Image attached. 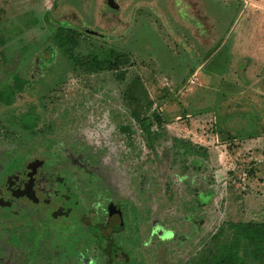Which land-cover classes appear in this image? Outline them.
<instances>
[{"label": "rangeland", "instance_id": "1", "mask_svg": "<svg viewBox=\"0 0 264 264\" xmlns=\"http://www.w3.org/2000/svg\"><path fill=\"white\" fill-rule=\"evenodd\" d=\"M207 1H197L204 12ZM112 2L116 10L106 12V17L104 0H0V36L13 39L9 46L0 44V82L5 80L1 73L4 54L17 50L18 31L32 21L20 38L28 45L27 54L33 52L18 71L32 76L34 84L15 107L24 108L27 100L38 99L45 127L49 125L54 136L70 139L78 135L86 150L107 156L113 166L107 163L105 170L113 172L116 168V191L119 196L132 198L137 214L145 206V199L142 190H134L136 179L141 172L153 179L145 189L153 200L148 206L147 223L133 237L148 239L147 251L141 245L129 247L133 248L134 264H192L211 255L229 238L228 223L264 222V142L246 146L235 139L255 136L264 140V111H250L240 118H234L238 113L226 115L230 119L222 123L220 117L215 120L210 109L206 110L209 97L222 96L223 92L216 93L220 91L219 79L234 75L222 71V56L228 45L212 54L229 23L227 17L213 39L199 40L198 44L189 33L183 40H173L169 30L152 15L151 0ZM235 2L232 0L231 5ZM209 9L216 13L220 7ZM234 10L229 9L230 19ZM65 22L84 29L74 49L80 58L110 49L126 53L127 63L110 71L84 73L72 70L67 60L57 55L56 65H50L52 57L42 58L46 55L40 44L52 28ZM196 65H200L198 73L189 75ZM119 75L121 80L116 79ZM192 75L194 84L188 83ZM209 82L215 86L210 91L206 89ZM139 84L146 96L140 93L142 101L137 104L134 98L139 94ZM145 99L151 102L150 109ZM196 102L195 106H202L205 113L196 112ZM133 110L140 111L142 117L154 110L161 124L144 133L132 118ZM228 122L227 136L221 134L220 127L225 128ZM3 131L0 128V149L8 153L14 139ZM163 155L169 169L160 177ZM6 163L0 160V177L3 169L11 168V163ZM198 199L203 201L200 208ZM19 211L22 216L32 215L25 208ZM154 221L162 228L174 229L175 236H151ZM36 222L39 229L40 222Z\"/></svg>", "mask_w": 264, "mask_h": 264}, {"label": "flooded vegetation", "instance_id": "2", "mask_svg": "<svg viewBox=\"0 0 264 264\" xmlns=\"http://www.w3.org/2000/svg\"><path fill=\"white\" fill-rule=\"evenodd\" d=\"M112 1L104 0L106 17L116 10ZM74 27L83 33L81 25ZM41 131L48 135L17 137L15 128L11 151L0 149V160L11 163L0 177V264L135 262L129 247L141 245L147 251L148 239L133 237L147 223L153 200L145 189L153 179L145 172L136 179L134 190H142L145 199L137 214L132 198L116 191V168L105 170L107 163L113 166L107 156L86 150L78 135L59 138L51 127H41ZM162 157L160 177L169 169V161ZM19 208L31 210L32 215L22 216ZM150 231L162 239L175 236L174 229L162 228L157 221Z\"/></svg>", "mask_w": 264, "mask_h": 264}, {"label": "crops", "instance_id": "3", "mask_svg": "<svg viewBox=\"0 0 264 264\" xmlns=\"http://www.w3.org/2000/svg\"><path fill=\"white\" fill-rule=\"evenodd\" d=\"M197 1L151 0V3H154L149 6L153 10L152 15L157 16L158 21L169 30L168 34L175 41L179 38L183 40L187 33L195 37L198 44L199 40L213 39L217 35L216 30L219 28L220 22L227 17L229 23H227L224 34L219 36L220 43L213 48L212 54H215L220 46L228 45V50L222 56L224 66L222 71H232L234 75L233 78L230 76L227 80L224 76L219 79L220 91L216 90V93L223 92L222 96L209 97L206 100V102L208 101L206 110L210 109L208 112L213 115L215 120L220 117L222 123L231 114L238 113L234 118H240L241 114L250 111H264V105L262 106L264 103V0H235V5H231L232 0H209L210 2L207 1L208 6L205 4L206 12L199 7ZM213 6H218L220 9L214 13L209 9ZM233 7L235 10L230 19L228 12ZM151 13H148L150 21L152 20ZM192 68L193 72L190 75L193 73L196 75L200 65ZM213 87L215 88L210 82L206 85L208 91ZM195 108L198 114L205 113L201 109L202 106H195ZM218 113H220L219 116ZM262 123L264 124V120ZM246 124L247 122H244L243 125ZM224 125L226 127H220V132L228 136L226 130H229L227 128L229 122ZM235 139L246 146L251 143L261 144L264 142L263 138H255V136L244 137L242 140Z\"/></svg>", "mask_w": 264, "mask_h": 264}, {"label": "trees", "instance_id": "4", "mask_svg": "<svg viewBox=\"0 0 264 264\" xmlns=\"http://www.w3.org/2000/svg\"><path fill=\"white\" fill-rule=\"evenodd\" d=\"M49 15L46 14L45 16ZM32 25L33 22L28 21L23 25V30L24 28L26 30L30 29ZM15 29V27L11 28V32L15 31ZM23 30L20 29L17 34L16 41L19 44L17 45V50L5 53L1 62V73L4 75L5 80L4 82H0V118L4 119V121L0 120V128L4 129L3 133L7 137L15 135V130H11L14 128L17 129V137L19 135L29 137V135L37 133H42L41 136L45 137L50 130L45 131L46 133L41 131V127H45L46 122L43 119V111L38 104V99L31 98L27 100L24 108H19L17 105L15 107L16 101L21 100L25 91L30 89L34 84L32 76H24L18 71L33 52L31 51L30 54H27L28 45L23 44L20 38ZM80 34L76 27L66 23L52 28L48 37L40 44L42 53L46 55L42 58L52 57L53 63L49 64L54 66L56 65V56L60 55L67 60L72 70H80L84 73L110 71L114 67L127 63L126 53L110 49L97 54L92 52L86 57L80 58L74 52L75 47L78 45ZM12 41L13 39L10 36L6 38L0 36L1 46L5 44L9 46ZM14 58L15 61L17 60L16 62L12 61ZM190 71L189 75L193 72V68ZM121 76H116V79L121 80ZM137 89L139 94L134 99L138 104L142 101L140 93H143V98L146 94L143 92L140 84ZM128 92L129 86L125 89L124 95H128ZM132 97L134 96L132 95ZM145 101L147 100L145 99ZM146 107L148 109L151 108L150 101H147ZM139 108H141L140 105ZM132 118L142 127L144 133H148L153 125L161 124V119L154 110L150 116L144 117L140 115V111L137 110L135 112L133 110ZM1 121L5 122V125ZM37 129L38 131H36ZM123 131H128V129L123 128ZM202 205L203 201L198 199V207L200 208ZM227 231L229 238L223 243L218 244L215 247V252L209 256H203L192 264H250L251 261L254 264H264V222L228 223Z\"/></svg>", "mask_w": 264, "mask_h": 264}, {"label": "built area", "instance_id": "5", "mask_svg": "<svg viewBox=\"0 0 264 264\" xmlns=\"http://www.w3.org/2000/svg\"><path fill=\"white\" fill-rule=\"evenodd\" d=\"M195 80V78H194V76H191L189 79H188V83H190V84H194V81ZM243 176H246L245 174H243Z\"/></svg>", "mask_w": 264, "mask_h": 264}]
</instances>
